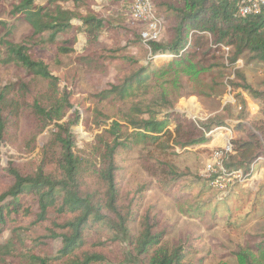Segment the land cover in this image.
Instances as JSON below:
<instances>
[{
  "label": "trees",
  "instance_id": "1",
  "mask_svg": "<svg viewBox=\"0 0 264 264\" xmlns=\"http://www.w3.org/2000/svg\"><path fill=\"white\" fill-rule=\"evenodd\" d=\"M10 1V14L27 24L31 33L20 43L0 40L4 50V58L0 51V64L22 67L33 78L43 80L46 88L32 95L29 86L21 82L0 87V146L16 128L22 107L39 133L52 125L55 132L44 146L46 163L26 174L12 166L6 169L11 184L0 194V233L8 230L10 236L0 244V264H14L15 260H19L18 264H204V257L188 260L198 252L192 245L199 241L197 238L186 236L168 245L164 242L167 232L160 229L161 224L150 208L139 213L145 185L120 194L118 156L138 147L142 168L160 192L176 199L181 214L200 223L223 216L225 226L232 230L250 226L248 215L255 216L258 212L260 196L264 207V189L252 192L251 212L236 224L233 214H237L238 208L233 210L229 206L236 194L229 191L216 200L222 191L212 183L225 185L219 172L199 177L172 162L179 156L178 151L185 152L210 141L206 134L214 127L224 126L223 119L196 125L174 111V102L163 85L178 86L176 78L180 74L197 79L205 70L217 67L218 61L225 60L232 66L246 58V64H264V9L239 17L237 9L242 0H151L155 14L164 21V33L168 30V40L164 36L159 41L143 43L140 36L143 27L134 23L133 29L127 31L126 41L148 53L149 58L157 54L171 58L162 68L151 69L139 65L131 56H122L128 73L94 95L97 103L115 108V120L107 126L110 118L94 111L97 128H107L96 135L88 150L75 152L72 127L80 117L76 112L70 113L71 95L61 89L59 79L48 65L32 56L31 49L48 42L55 45L59 55L69 56L74 53L72 46L79 32L87 36L91 46L103 31L114 30V22L108 20L110 16L101 18L91 9L94 0H44V4H39L40 0ZM116 1H124L121 12L126 13L128 0ZM81 8L84 13L79 12ZM73 21H79L81 26ZM93 61L89 55L76 59V63L86 67ZM229 85L231 92L239 91L242 113L245 101L241 92L260 103L261 118L248 129L235 125L234 130L241 131L242 136L231 139L230 152L219 150L225 174L240 171L244 177L251 174L254 162L264 157V90L254 89L239 70H235ZM29 96L32 102L26 104ZM170 125L174 126L172 130ZM47 150L55 154L49 161ZM211 190L215 191L204 198ZM189 195L192 197L187 198ZM24 196L37 201L33 226L51 225L46 235L49 241L42 244L59 241V247L51 254H39L23 238L21 227L8 225L12 216H31L30 207L21 199ZM219 207L224 210L223 215ZM134 221L136 232L131 226ZM249 228L242 243L221 258H231L235 264H264V229Z\"/></svg>",
  "mask_w": 264,
  "mask_h": 264
},
{
  "label": "rangeland",
  "instance_id": "2",
  "mask_svg": "<svg viewBox=\"0 0 264 264\" xmlns=\"http://www.w3.org/2000/svg\"><path fill=\"white\" fill-rule=\"evenodd\" d=\"M44 2V0H40L38 3L44 4ZM124 5V1L117 3L116 0H94L91 9L99 13L101 18L110 16L108 20L111 19L114 22L112 28L114 30L103 31L99 40L91 46L87 43V36L83 32H79L77 41L72 46L74 53L69 56L59 55L55 45L48 42H43L31 49L32 56L47 64L51 73L59 79L61 89H65L71 95L70 102L73 108L70 113L76 112L80 117L78 124L72 127L75 136V152L76 150H88V145L94 142L96 135L107 128L104 126L97 128L94 111H99L102 117L107 116L110 118L106 122L107 126L115 120L113 117L115 108L108 103H97L94 95L106 88L107 85L116 83L117 80L122 79L128 73L127 65L121 61L122 56H131L139 61V65H147L151 69L162 68L171 58L167 54H157L149 58V54L138 46H130L127 43V31L133 29V24L128 23L127 12H124V14L121 12ZM68 7L72 6L69 5ZM10 11L11 1L1 0L0 23L2 25H0V40L13 43L27 40L31 33L29 26L17 17H13ZM79 12L84 13V9L81 8ZM73 24L78 27L81 26L79 21H73ZM167 31L166 34L163 33L166 40H168ZM123 49L124 51H121ZM0 51L4 58V50L1 47ZM86 55L94 59L91 66L86 67L76 63V59ZM246 60V58L238 60L232 66H229L225 60L218 61L216 62L218 63L217 67L205 70L197 79L180 74L176 78L178 86L173 83L164 84L163 87L167 88V93L174 102V111L185 115L188 120L196 125L206 122L214 123L220 118L224 121V126L221 127L238 124L248 129L252 122L261 118L260 103L247 93L241 92L240 95L245 101V111L242 113L240 108L243 105L241 98L238 96L239 91L231 92L229 81L233 79L235 70H239L254 89L264 90V64L258 62L246 64ZM204 66L207 68L206 65ZM16 82L27 84L30 88L29 93H32V95L46 88L43 80L33 78L22 67L0 64V87ZM31 102V96L26 98V104H31ZM21 115L22 117L19 119L16 128L10 131V137L0 146V194L11 184V179L6 172V169H9L10 166L26 174L35 171L44 161L46 163V157L43 155L44 146L48 144L51 135L55 132L52 125L39 133L35 124L28 118L29 113L25 107H22ZM99 121H103V118L99 117ZM173 128L174 126L170 125L169 130ZM240 136H242L241 131L233 130L229 138L234 139ZM226 144L227 137L219 134L214 138H210V141L204 144L186 149L185 152L178 151L179 156L173 158L172 162L181 170H189L199 177H207L218 172L217 168L221 163L217 159L218 152L219 150L226 151ZM140 149L141 147H138L131 151H125L118 156L119 172L117 182L120 194L123 195L137 186L145 185V189H143L144 197L138 210L140 213L150 208L152 215H155L161 224L160 229L167 232L164 242L171 245L186 236L199 240L192 243L198 252L190 255L188 260L195 261L198 257H204V264H235L231 258L223 259L221 255L229 253L236 244L242 243L243 234L246 229H250L249 227H252L255 231L264 229L262 196L258 199V212L255 216L254 213L248 215L251 222L250 226L247 225L232 230L225 226L223 216L217 220L208 218L200 223L197 219L181 214L178 211L176 199L158 190L155 181L148 176L138 159ZM54 155V153L48 151L47 160L49 161ZM224 181L225 185H218V190L222 193L216 196V200H220L221 196H225L229 191L236 194V197H233L230 201L229 206L233 210L238 208L235 211L237 214H233V220L238 224L240 218L251 212V203L254 201L252 194L264 189V160L257 162L254 167V175L247 182L235 178H226ZM212 191L215 190L208 192L204 198L209 197L213 193ZM194 194L196 192H193ZM191 197L189 195L187 198ZM21 199L30 207L31 216L21 214L12 216L8 225L10 228L12 226L21 227L23 238L39 254H51L59 247V241H54L50 245L42 244L49 241L46 235H48L47 230L51 225L44 223L33 226L34 215L37 212V201L31 196H24ZM219 210V213L223 215L224 210L221 207H219ZM131 226L136 232L137 221H134ZM9 236L8 230L1 232L0 244L4 243ZM18 261L15 260L13 263L18 264Z\"/></svg>",
  "mask_w": 264,
  "mask_h": 264
},
{
  "label": "built area",
  "instance_id": "3",
  "mask_svg": "<svg viewBox=\"0 0 264 264\" xmlns=\"http://www.w3.org/2000/svg\"><path fill=\"white\" fill-rule=\"evenodd\" d=\"M128 6L129 8L126 13V17L128 18V20L132 24L139 23L143 27V31L141 32L140 35L142 42L147 44L150 41H159L163 37L165 24L163 19L155 14L151 0H128ZM262 9H264V0H242L240 5L238 6L237 15L239 17H246L249 15L258 14ZM234 127H235L234 125L230 124L227 125L226 127L215 128L209 131L206 134V136L208 138H214L220 133L221 136L227 137V144L225 146L227 150L226 151L223 150V151L230 152L231 139L229 138V136L232 135ZM218 153L219 154L217 159L220 160L221 162L222 153L220 152ZM262 159L264 160L263 157H259L251 167V174L244 177L241 176L240 171L225 174L220 163L217 168L218 172L220 173L219 179L221 181H224L226 178L228 179L235 178V179H240L242 182H247L249 178H251L254 175V167L256 166L257 162L261 161ZM212 185L214 187H217L218 185H220V183L217 181L212 183Z\"/></svg>",
  "mask_w": 264,
  "mask_h": 264
},
{
  "label": "bare ground",
  "instance_id": "4",
  "mask_svg": "<svg viewBox=\"0 0 264 264\" xmlns=\"http://www.w3.org/2000/svg\"><path fill=\"white\" fill-rule=\"evenodd\" d=\"M218 133H219V132H218ZM219 134H220V133H219ZM219 134H218V135H219ZM220 135H221V134H220Z\"/></svg>",
  "mask_w": 264,
  "mask_h": 264
}]
</instances>
